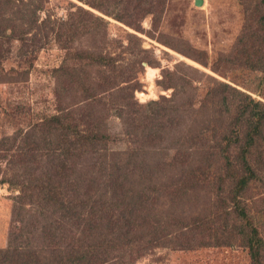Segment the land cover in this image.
Listing matches in <instances>:
<instances>
[{"label":"rangeland","instance_id":"374dc122","mask_svg":"<svg viewBox=\"0 0 264 264\" xmlns=\"http://www.w3.org/2000/svg\"><path fill=\"white\" fill-rule=\"evenodd\" d=\"M110 1L113 0H12L16 12H13L15 6L4 8L12 27L16 24L17 28L28 31L24 34L25 41L20 42L8 38L11 31L4 29L3 32L0 27V140L21 130L23 134L31 131L32 140L38 142L35 126L58 113L56 92L62 96L60 106L71 111L75 118L80 117L82 112L88 111L80 108H85L84 104L88 105L94 98L85 99L86 86L95 98L102 99L93 107L95 114L88 111L87 115L92 117L93 127L101 126L104 118L108 154L125 151L132 140L126 135L124 116L119 117L112 108L120 101L134 109L131 121L128 119L126 125L131 134L139 131L144 123L148 131H157L159 127L154 128L153 123L148 122L156 115L175 122L178 119L180 126L175 125L170 135L158 133L165 141L161 145L168 151L167 161L174 151L166 148L181 137L184 150L179 149V152L195 163L189 164L190 167H205L208 163L209 167L202 169V174L199 172L200 182L195 178V189L191 187L192 176L191 181H187L186 188L191 190L184 194L185 201L179 199L173 203L169 194L186 184L183 180L188 170L179 165L164 167L162 176L158 174L161 176L159 189L166 188L167 193L159 196L160 208L157 209L160 213L157 214L168 213L172 218L179 215L183 218L205 217L207 221L212 220V229L204 235L192 234L193 240L187 247L176 245L180 243L177 238L163 246H152L131 264H252V251L258 254L259 264H264V126L251 154L247 155L255 178L241 195L236 193L237 198L233 200L235 188L229 179L242 177L245 173L221 165L224 156L238 158L239 149L234 147L226 152L213 140V133L223 122L215 120L208 125H198L202 115L207 113V104L203 101L201 105L200 93L203 87L207 89L215 82L227 84L264 106V0H202L200 7L195 6V0H144L151 5V13L130 24L115 18L122 6L119 2L109 6ZM144 1L131 0L124 15L132 9L138 11ZM79 7L92 13L93 18H81ZM123 7L127 8L126 3ZM23 12L27 22L19 19ZM79 14L85 23L90 19L100 23L81 28ZM68 23L65 28L70 31L67 36L73 39L70 49L73 57H68L66 51L53 41L57 28ZM4 25L9 27L8 22L1 23ZM21 54H25L24 57ZM72 72L79 78L80 85L70 74ZM161 97L170 101H162ZM229 99L233 102L228 108L234 113L235 99ZM161 109H166L168 115ZM78 120L80 122V118ZM201 130L205 135V149L194 144L198 137L192 140L190 134L193 136ZM41 147L39 154L42 157L47 150L45 146ZM94 155H82L78 167L83 158H92L87 165L93 164ZM39 158L36 161L41 165L33 166L28 160L23 167L18 158L0 159V181H7L0 182V250L7 248L9 232L13 228V197L19 194L18 189H14V181L9 180L20 177L25 171L30 180L36 174L42 176V168H39L47 170L46 157ZM236 158L232 160L233 164ZM87 169L85 165L86 172ZM240 211L244 212L245 218L237 216ZM96 215L90 218L94 221L92 227L96 225L103 229L106 224ZM254 230L256 234L250 249L247 238ZM174 235L172 230L169 236ZM121 260L128 263L129 258L122 257Z\"/></svg>","mask_w":264,"mask_h":264},{"label":"trees","instance_id":"16d2710c","mask_svg":"<svg viewBox=\"0 0 264 264\" xmlns=\"http://www.w3.org/2000/svg\"><path fill=\"white\" fill-rule=\"evenodd\" d=\"M9 1L10 3L8 0L2 3L0 0V27L3 32H5L4 29L11 31V36L8 38H16L20 42L25 41L24 34L28 30L17 28L16 24L12 27L9 19L6 18L7 11L4 8L9 6L11 9L15 6L11 5L14 4L11 3L12 0ZM118 2L122 10L116 12L115 18L124 24L135 23L134 19H140L151 13V5L145 1L144 5L141 7L139 5L138 11L135 12L132 9L133 11L125 15L124 12L129 8L131 0H113L111 5H108L114 6ZM124 3L127 5L126 9L123 7ZM16 10L15 6L13 12L15 13ZM79 13H82L81 18L85 16L93 18L92 13L80 7ZM24 14L23 12L19 17L20 20H25ZM78 20L81 21L80 14ZM91 21V19L86 23L81 21V28L100 23L96 20V22ZM4 22H8L9 27L8 25L1 26ZM67 26L69 23L57 28L59 30L53 41L61 50L66 51L68 57H73L70 51L73 39L67 36L70 32L65 28ZM22 47H24L23 44ZM25 54H21V57ZM70 74L80 85L76 74L74 72ZM174 78L176 79L175 76ZM201 78L202 76L199 79ZM83 93L85 99L91 96L94 98L89 101L88 105L84 104L85 108L80 109H87L95 114L93 107L102 99L95 98L91 94L90 87L87 86ZM200 94H202L201 105L203 101L207 104V110H205L207 113L202 115L203 118L198 125L202 123L208 125L215 120L223 122V124L219 123V130L213 133V140L226 152L234 147L239 149L238 158L234 157L236 158L234 164L232 163L234 158L224 156L221 165L230 170L239 169L245 173L242 177L232 176L229 179V181L232 180L231 183L235 188L232 199L236 200V193L241 195L255 178V170L248 161L247 155L251 154L257 135L264 126V106L224 83L215 82L207 89L203 87ZM55 95L59 103L58 113L45 118L35 126L38 130L36 138L38 142L32 140L34 137H31V131L23 134L21 130L0 140V159L11 156L12 160L18 158L20 167H23L24 162L28 160L33 166L34 164L41 165L36 159L45 156L47 167V170L43 167L39 168H42L40 177L36 174L30 180L25 171L21 172L20 177L15 176V179L9 180V182L14 181L13 184L16 185L14 189H18L19 194L13 197L14 205L11 211L13 228L9 232L7 248L0 250V264H131L152 246H163V243L177 238L180 243L174 244L187 247L190 246L189 241L193 240L191 239L192 234L204 235L206 231L212 229V220L207 221L205 217L187 216L183 218L179 215L172 218L168 213L164 216L163 214L158 215L160 213L157 209L160 204L159 198L167 193L166 188L159 189L164 167L173 168L179 165L188 170L186 179L183 180L186 184L177 187L173 193L169 194L172 203L179 202V199L184 202V194L191 190L186 188L188 182L191 181V176L193 182L191 187L195 189V178L200 182L199 172L202 174V169L209 167V163L205 167H190L189 164L192 163L190 158L185 153L179 152V149L184 150V140L181 137L173 144L168 141L172 145H168L170 147L166 149L173 150L174 154L167 161L168 151L162 149V143L165 141L163 137L160 139L158 133L169 134L175 125L180 126L178 119L176 123L173 119L171 121L168 118L165 119L164 116L156 115L148 122H152L154 128L159 127V131H148L144 123L139 131L131 134L126 125L128 119L131 121L134 109L120 101L117 107L112 108H115L119 117L124 116L123 125L126 135L132 137V140L125 151L108 154V136L104 129V118L101 120V126L99 124L93 127L92 117L87 115L88 111L82 112L80 117L75 118L71 111L60 106L61 94L56 92ZM140 96L142 97L143 93ZM237 97L240 99L236 101ZM229 98L235 99L234 113L228 108L233 102ZM161 100L170 101L164 97H161ZM161 110L167 114L166 109ZM219 118L221 119L218 121ZM158 119L164 121L158 124L156 122ZM137 122L141 123L139 119ZM190 134L192 140L198 137V142L195 140L194 144L205 149L204 132L201 130L200 133H193V136L191 132ZM153 136H158V138ZM201 138H203L202 141ZM41 145L47 150L42 157L39 154L43 149ZM85 153L95 154L94 163L89 166L87 164L92 158H83L82 164L78 167V159ZM179 154L182 155L179 156ZM85 165L86 168L88 167L87 172L84 170ZM0 182L7 181L2 179ZM92 209H95V212ZM95 214H97L96 217L102 218L106 227L111 224L106 231V227L103 229L96 228V225L92 227L94 221L90 218ZM237 216L246 217L243 211L238 212ZM179 217L182 219L176 223ZM172 230L175 235L169 236ZM255 234L254 230L252 236L247 238L250 249L253 248L252 240ZM257 242L259 243L258 239ZM118 251L120 253L117 254ZM122 257H128V263H122ZM251 261L252 264H259L258 254L255 255V251H252Z\"/></svg>","mask_w":264,"mask_h":264},{"label":"water","instance_id":"95a60500","mask_svg":"<svg viewBox=\"0 0 264 264\" xmlns=\"http://www.w3.org/2000/svg\"><path fill=\"white\" fill-rule=\"evenodd\" d=\"M194 4L195 6L200 7L202 5V0H195Z\"/></svg>","mask_w":264,"mask_h":264}]
</instances>
